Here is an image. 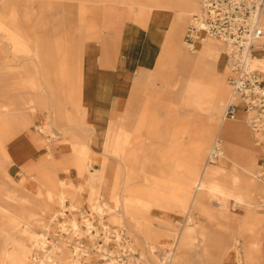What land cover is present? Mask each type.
Instances as JSON below:
<instances>
[{
	"label": "rangeland",
	"instance_id": "rangeland-1",
	"mask_svg": "<svg viewBox=\"0 0 264 264\" xmlns=\"http://www.w3.org/2000/svg\"><path fill=\"white\" fill-rule=\"evenodd\" d=\"M127 1L132 8L149 10L150 3L148 6L144 0H140L142 4L138 0L137 2L134 0ZM193 1L198 12L197 0ZM4 2H6V7L2 6V0H0V106L15 101L18 103L17 105L23 108V102L34 96L40 103L41 111H46L48 116L54 117L55 129L59 134L71 130L83 132L77 94L80 82L78 74H80L82 47L95 30L100 7L105 0H4ZM192 14L194 13L184 17L179 39L176 42L177 54L175 56L177 61L172 62V102L161 101L159 103L160 117L146 120L148 122H146L145 127L154 126L157 133L155 144L146 146L145 150L138 149L141 145L136 143L135 135L121 136L113 133L109 136V149L103 153V169L105 171L100 184L102 203L103 201L106 202L109 207L115 208L117 206L119 213L122 212L125 204L131 205V209L138 220L137 224L127 220H122L121 223L109 222L104 224L108 228L107 230H124L125 238L129 241L134 254L126 260L125 264H161L164 256L174 251L172 249L177 252V257L173 263L171 260L170 264H178L180 259L184 257V250L195 248L191 232L186 230L189 226L187 223L189 215L192 220H197L195 218L197 211L193 208L192 202L193 191L188 178L202 172L203 166H206L209 150L216 138L222 141V147L225 144L216 127L212 129V134L209 135L207 127L200 121L201 118L192 112L189 97L186 96L187 100H184L183 84L190 77L187 75L188 69H185L186 72L182 69L179 59L183 55L192 58L196 54V52H187L182 45L183 34ZM20 31L23 35H28L29 52H26L23 39L19 38L22 37L18 35ZM16 35L18 38L15 37ZM33 40L40 41L38 58L35 57L36 53L34 54ZM207 42L218 44L224 52L225 47L219 41L207 40ZM261 44L264 45V41H261ZM259 58L264 59V56L260 55ZM58 69L61 79L58 82L61 87H64V94L59 96V105L63 109L60 118L57 117L56 110L53 109L58 102L55 93ZM51 74L54 75V82L51 80ZM227 74L228 63L226 59V72L222 77L225 89L223 112L229 94L226 82ZM179 78L182 83L180 82L178 86V82V87L173 88L174 83ZM31 83H33V88L30 87ZM72 89L75 90V93ZM22 108L18 107L14 112V119H11L12 112L3 113L0 111V120L4 122V119L7 123V127L4 123V132L9 127L19 132L20 129L18 128H21L23 120H26V111ZM239 117H243L241 112L236 115V118ZM222 122L236 124V122L229 120ZM240 125L249 136L250 133L246 125L244 123ZM141 127H143L142 123ZM60 136L65 137L66 135L61 134ZM73 147L74 145L71 144V148ZM252 148L256 153L257 165L258 150L255 147ZM73 151L76 154L77 150L73 149ZM86 153L88 157L89 151L87 150ZM169 153L170 155H168ZM26 156V151H24V156L21 157L26 158ZM47 157L52 158L50 154ZM20 159V157L17 159L15 157L14 162L22 161ZM2 160L0 158V205L14 211V208L4 203L3 196L7 190L13 189L16 192L19 187L6 181V169ZM23 160L25 161V159ZM160 162L168 163L166 166H159ZM100 168L94 167L93 169L98 170ZM88 170H90L89 166ZM55 171L53 170V172ZM78 176L81 175L78 174ZM241 177L244 178V181L248 180L246 176L242 175ZM20 180L30 181L31 179L22 178ZM70 181L76 184L75 181L71 179ZM113 185L115 186L117 205L114 200L109 198ZM256 188L257 192L253 199L254 208H248L247 205L237 208L239 216H253L256 211H260L264 215V210L259 204L264 189L258 181ZM85 189L88 188L85 186L78 187L77 192L80 191L82 195L76 194L74 201L67 200L64 204L65 207L59 209L54 205L37 203L29 198L27 193H19L20 196L29 200L27 212L39 215L45 222L44 229L40 226L31 225L32 231L37 235H43V238H47L48 241L47 245L46 243L44 245L45 248L37 246L32 248V255L28 264H38V261L43 259V255L50 256V264H70L71 258L77 259L79 264H106L95 253L88 254V257H81L82 255L76 248L66 247L63 242L64 238L73 240L78 244L82 242L93 244L100 240L104 245H109L111 251L117 250L114 243H111L110 237L108 243H104V234L99 218L92 215L90 210L88 213L87 208L83 209L82 204L89 205L90 208L92 206V195L86 196L82 192ZM214 203V200L210 198L204 199L207 208L218 210ZM230 212L232 211L230 210ZM226 213V218L221 221L227 223L229 225L228 230H231L232 225L230 224L235 222V219L228 216V211ZM107 219L108 216H104V220ZM158 219H161L164 224H158ZM64 224L69 228L64 232L59 231L57 226L61 227L60 225ZM13 225L5 217H0V231H4L0 235L1 251H13V247L3 244L7 235L13 236L14 243H16L15 247L19 246L22 241L17 231L11 229ZM88 225L89 228L93 226L94 239H90L85 233L84 227L89 229L87 228ZM75 234H79L78 237ZM168 239H171V242L175 239L174 246L169 251L166 250ZM56 249H61L64 255ZM1 251L0 264H8L6 259H3Z\"/></svg>",
	"mask_w": 264,
	"mask_h": 264
},
{
	"label": "crops",
	"instance_id": "crops-1",
	"mask_svg": "<svg viewBox=\"0 0 264 264\" xmlns=\"http://www.w3.org/2000/svg\"><path fill=\"white\" fill-rule=\"evenodd\" d=\"M144 1L149 6L150 0ZM158 1L160 3L149 6L147 11L143 8H132L127 0H105L101 5L95 30L83 44L80 74H78L80 81L77 91L78 110L83 132L81 130L63 131L61 134L66 136H60L61 134L55 129L54 117L48 116L46 111H41L40 103L34 96L23 102V108L15 101L0 106L1 112H12L11 119H14L13 114L18 107L26 111V120H23L21 128H18L19 132L12 127L6 128L4 132L6 120L3 119L4 122L0 120V158L5 165L7 182L16 184L19 188L23 184L27 187L23 192L27 193L29 198L40 204L57 207L54 202H49L48 189L41 185L42 179H36L39 172L42 174L45 172L46 177L54 174L63 182L71 179L76 182L73 184L70 181L76 187L73 191L74 195H82L80 191L77 192V189L86 184L84 179L86 166L78 160L73 149L77 150V153L80 150L89 151L86 161L92 171L95 170L94 167H102L103 153L109 149V136L113 133L121 136L135 135L136 143L141 145L138 149L145 150L146 146L155 144L157 133L154 126L146 128L145 124L148 122L146 120L160 117L159 103L161 101L172 102V61H177L176 42L185 17L178 9H172V0ZM138 2L142 4L140 0ZM5 4L6 2L2 0L3 7H6ZM191 9L190 2L187 0L184 12H189ZM18 35L22 36L19 38L23 39L26 52H29L28 35H23L21 31ZM15 37L18 38L17 35ZM39 44V40L32 41L36 58L40 55ZM40 46L43 47V45ZM224 49L223 52L218 44L206 40L198 45L194 57L188 58L183 55L179 59L182 69L187 68L191 72L193 68L201 66L207 75L206 87L209 98L207 105L203 106L206 112L199 113L194 109L192 112L201 118L200 121H204L209 135L216 126L218 133L221 132V136L223 135L225 157L220 160V164L223 163V170L240 172L236 166L244 167L251 163L255 165L256 153L252 147L258 150L256 165L258 169V162L264 148L255 145L250 134L248 136L244 133L245 130L240 124L246 125L245 114L241 112L243 117L236 118L234 121L236 124L222 122L225 100L222 77L226 72L228 54L226 48ZM257 55L264 56V51H259ZM260 59L264 62L263 58ZM51 80L54 82L53 74H51ZM59 80L61 79L58 69L55 80L58 102L53 108L58 118L63 111L59 105V96L64 94V87L59 85ZM178 82L179 79L174 83L173 88L180 85L179 82L177 86ZM30 87H34L33 83ZM72 91L75 93L74 89ZM217 91L220 95L216 97ZM183 96L186 101V95ZM71 144L74 145L73 148ZM24 151L27 154L26 158L21 157L24 156ZM49 154L52 158L47 157ZM15 157L25 161L14 162ZM167 163L160 162L159 166H166ZM53 170H56V173ZM78 174L81 176L79 177ZM238 175L244 180L241 177L245 176L242 172ZM22 178L31 180H20ZM256 182L257 180L254 181L255 195ZM82 192L86 196L92 195L90 189ZM114 192L113 185L109 193L111 200H113ZM100 195L102 196L101 191ZM206 198L208 197L205 196L202 200ZM103 203L108 205L104 201ZM214 204L218 210L194 208L197 211L196 223L189 224L186 230L191 232L195 248L184 250V257L178 264H264V215L256 211L253 216H245L241 223L238 210H231L232 212L229 213L230 210L227 209L228 216L235 219V222L230 224L232 229L228 230L229 225L221 221L227 214H223L218 204ZM82 205L83 209L87 208L86 211L89 213V205ZM64 207L63 205L62 208ZM107 216L109 220L110 215L107 214ZM161 219H158V224H164L160 221ZM109 222L115 223V220L110 219ZM249 227L252 233H247ZM259 231L263 232L261 238L256 237ZM174 243L175 239L172 242L168 239L166 250H171Z\"/></svg>",
	"mask_w": 264,
	"mask_h": 264
},
{
	"label": "bare ground",
	"instance_id": "bare-ground-1",
	"mask_svg": "<svg viewBox=\"0 0 264 264\" xmlns=\"http://www.w3.org/2000/svg\"><path fill=\"white\" fill-rule=\"evenodd\" d=\"M186 1L187 0H172V9H178L179 11H181L183 16L197 12L196 6L194 5L193 0H188V2H190V6L192 8L191 11L184 12ZM149 2H150V7L156 6L158 3H160V1H158V0H150ZM259 51L260 50H255V53L258 54ZM172 57H175V56H172ZM185 61H186V59H185ZM172 62H174V61H172ZM252 66L254 68L260 69L261 71H264V62L260 58L255 59L253 61ZM185 69H187V68H183L184 72H186ZM187 75H188V77H190V79H188L183 84L184 85L183 93H184V95L189 97L192 109L197 110L199 113H205L206 111L203 110V106H205V104L209 98V95L207 92V87H206L207 75L202 70L201 66L193 68L192 71L189 72ZM179 82H181L180 78H179ZM217 90H219V89H217ZM220 91H221V88H220ZM215 95H216V97L219 96L220 92L217 91L215 93ZM30 104H31V102H30ZM208 104H210V103H208ZM11 108H13V107H11ZM215 114H216V112H215ZM198 115H200V114H198ZM199 124L201 125V123H199ZM223 125H225V124H223ZM242 131H244V130H242ZM219 134L221 135V132ZM235 154H237V153H235ZM235 154H234V156H235ZM76 155H77L78 160L83 165L86 166V167H84L85 168L84 179L86 180V184H84V185H85V187L90 189L92 192V196H91L92 206L90 208V212L92 215H95L99 218L100 225L102 226L101 228L103 229V233L105 235L104 236L105 241H108V237L106 236V234L108 232V230H107L108 228L105 227L104 224L109 222L110 219L115 220V223H121L122 220H127V221H131V222H135L137 224L138 223L137 216L132 211L131 205L125 204L124 208L122 209V212L119 213V211L116 208L117 206L114 208V207H109L105 203L104 204L102 203V196L100 195V191H101L100 184H101V181L103 180V177H104V171H105V169H103L104 164L102 165V167L100 169L94 170L91 172V170H88V166L86 165V163H87L86 152L83 150H80L78 153L76 152ZM220 157H221L220 160H222L225 157V145L222 147V149L220 151ZM201 163H202V161H201ZM236 163H237V161H236ZM222 165H223V163L220 164L219 166H216V165H214V166H208V165L203 166V170L199 175H196V176L192 175L188 178L189 185L193 191L192 192L193 193V196H192L193 208L207 209V207L204 204V201L202 200V198L205 196H207L211 200H214V202L216 204H218L219 209L223 214H227L226 213L227 209L236 210L237 208L243 207L245 205H247L248 208L254 207V205H253L254 200L253 199L255 196L254 181H256V172H257L256 164L254 165V163H251L250 165L244 166V167L236 166L237 167L236 169H238L240 172H236V171L227 172V170L226 171L223 170ZM228 165H229V163H228ZM82 166H81V168H82ZM78 167H80V166H78ZM241 172L249 180L247 183H246L247 180L244 181L243 179H241L239 177L238 174ZM171 173H172V171H171ZM45 174H46L45 172L43 174H42V172H39L38 178L37 179L35 178V179L36 180L42 179L41 185L45 186L48 189L47 196H48L49 202H54L57 205V207L62 208L64 203L67 200L74 201L75 195H74L73 191L76 189V187L70 181L63 182L60 179H57L56 178L57 176L54 174L53 175L49 174V175H47V177ZM179 174H182V173H179ZM26 189H27V187L22 184V187H20L19 190L16 189V192L12 189L11 190L9 189L4 194V196H3L4 197V199H3L4 203H6L10 207L14 208L15 209L14 211H11V210L7 209L6 207H3L0 205V217H2V218L5 217V219L8 222L14 224L13 227H11V229H14L15 231H17V233L22 238L20 245L17 247H15L16 243H14V238L12 235L11 236L7 235L6 240L3 241L4 245L7 244V245L13 247V251H10V252L9 251L8 252L3 251V250L1 251V248H0L2 257H3V259H6L8 264H28L30 262V257L32 255V248L36 247V246L40 247V248H45L46 247V246L44 247L45 243H46V245L48 243L47 238L44 239L43 235H37L31 229V227H32L31 225L40 226V227H43V229H44L45 228V225H44L45 222L43 219L40 218L39 215L32 214L31 212H27L26 208L29 204V200H28V198L20 196V194H19V193L23 194L24 193L23 191H25ZM156 189H157V187H156ZM112 199L115 201V204L117 205L116 192H114ZM17 213H18V215H17ZM107 214L110 215V219L106 221V220H104V216ZM59 218H62V217H59ZM243 218L244 217H241V220H240L241 223L243 221ZM160 221L162 222V220H160ZM187 223L188 224H194V223H196V220H192V218L189 215ZM60 226L61 227L57 226V229L60 231H64L67 228L65 226V224L60 225ZM87 228H89V225ZM90 229H93V226H90L89 229L85 228V233L88 236L91 235ZM70 230L74 233V231L71 228H70ZM252 232L253 231H251L250 227H249V230L247 231V233H252ZM3 233H4V231H0V235ZM262 233H263L262 231L261 232L259 231L257 233L256 237H258V238L263 237ZM73 248H76L77 251L79 252V249L76 246ZM56 250H58L60 252V254L64 255L63 254L64 252L61 249H56ZM80 254L82 255V253H80ZM132 255H134V254L132 253ZM176 257H177V253L174 250V251H172L171 254L164 256V258L161 261V264H170L171 260L173 263L175 261ZM42 258L43 259L38 261V264H46V263L50 264L51 260H50L49 255H45ZM34 259H36V258H34ZM126 262H121V264H125ZM115 263H117V262L113 259H109V261L106 262V264H115ZM70 264H79V261L77 259L75 260V259L71 258Z\"/></svg>",
	"mask_w": 264,
	"mask_h": 264
},
{
	"label": "built area",
	"instance_id": "built-area-1",
	"mask_svg": "<svg viewBox=\"0 0 264 264\" xmlns=\"http://www.w3.org/2000/svg\"><path fill=\"white\" fill-rule=\"evenodd\" d=\"M197 2L199 10L189 18L182 45L189 53L197 52L198 45L206 40H216L224 45L228 53L226 82L229 94L222 121H235L238 112L244 113L252 141L264 148V71L252 66L253 61L259 58L255 50L264 49V45L261 44L264 40V0H197ZM221 145L222 141L216 138L207 155L206 165H217L221 159ZM256 179L264 189V152L258 162ZM259 204L264 210V190ZM90 231L91 235L86 236L94 239L93 230ZM78 235L75 234L77 237ZM106 236L114 243L117 249L115 252L100 240L93 244L90 242L78 244L64 238L63 242L69 248L76 246L82 253L81 257L95 253L105 263L109 259L117 263L126 262L133 252L125 238L124 230L109 229ZM103 240L105 244L108 243L104 237Z\"/></svg>",
	"mask_w": 264,
	"mask_h": 264
}]
</instances>
